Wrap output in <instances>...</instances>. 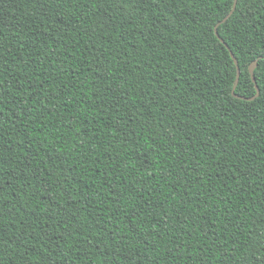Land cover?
I'll return each mask as SVG.
<instances>
[{
  "label": "trees",
  "instance_id": "obj_1",
  "mask_svg": "<svg viewBox=\"0 0 264 264\" xmlns=\"http://www.w3.org/2000/svg\"><path fill=\"white\" fill-rule=\"evenodd\" d=\"M234 2L0 0V264L264 255V64L247 101L231 56L254 97L264 19L238 3L228 49Z\"/></svg>",
  "mask_w": 264,
  "mask_h": 264
},
{
  "label": "snow or ice",
  "instance_id": "obj_2",
  "mask_svg": "<svg viewBox=\"0 0 264 264\" xmlns=\"http://www.w3.org/2000/svg\"><path fill=\"white\" fill-rule=\"evenodd\" d=\"M237 2L243 6L247 0H237ZM252 3H256L257 0H251ZM260 4H261V8L258 10L259 13H260V18L261 19H264V0H259ZM252 12V9L249 8L248 10V14H251ZM245 14L242 13L241 14V17L244 18ZM109 22H111V18L109 17ZM243 27V25H241V28ZM260 64H264V55H261L259 60L257 61V67L260 65ZM237 68H239V65H237ZM252 80L255 82L256 81V76L253 75L252 76ZM237 85L240 84V81L239 79H237L236 81ZM259 92H260V87L259 85H257V90H256V93L254 94V96H258L259 95ZM4 170V159H3V155L0 154V173H2ZM0 191H3V186L0 185ZM4 236H5V233H2L0 232V241H3L4 239ZM253 264H264V255H261L260 257H257V258H254V262Z\"/></svg>",
  "mask_w": 264,
  "mask_h": 264
},
{
  "label": "water",
  "instance_id": "obj_3",
  "mask_svg": "<svg viewBox=\"0 0 264 264\" xmlns=\"http://www.w3.org/2000/svg\"><path fill=\"white\" fill-rule=\"evenodd\" d=\"M237 4H238V2H237V0H235V2H234V5H233V8H232V10H231V12L229 13V15L227 16V17H225L221 22H219L217 25H216V27H215V33H216V35H217V37L220 39V41L222 42V43H224L227 47H228V49H229V46L225 43V41L221 38V36H220V34H219V32H218V29H219V27L222 25V24H225L231 17H232V15L235 13V11H236V8H237ZM231 56H232V58H233V60H234V62H235V64H236V67H237V65H239V62H238V60H237V58L235 57V55L233 54V52H231ZM257 61L258 60H256L254 63H252V65L250 66V73H251V76H253V75H255V70H256V68H257ZM240 77H241V70H240V66H239V68H237V79H239V81H240ZM237 79H236V81H237ZM254 82V81H253ZM254 84H255V87H256V90H257V80L254 82ZM237 87H238V85H237V83H235V86H234V90H233V95L235 96V97H237V98H239V99H243V100H247V101H253V100H255L256 98H258L259 96H260V92H259V95L258 96H254V97H252V98H244V97H242V96H238V95H236V89H237Z\"/></svg>",
  "mask_w": 264,
  "mask_h": 264
}]
</instances>
